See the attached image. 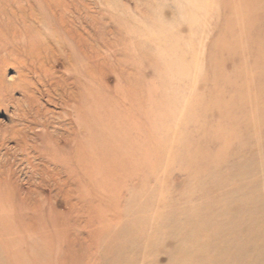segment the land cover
<instances>
[{"label":"rangeland","instance_id":"rangeland-1","mask_svg":"<svg viewBox=\"0 0 264 264\" xmlns=\"http://www.w3.org/2000/svg\"><path fill=\"white\" fill-rule=\"evenodd\" d=\"M0 264H264V0H0Z\"/></svg>","mask_w":264,"mask_h":264}]
</instances>
